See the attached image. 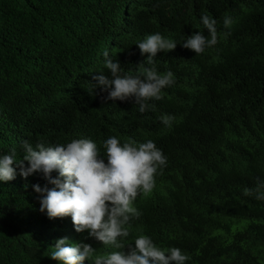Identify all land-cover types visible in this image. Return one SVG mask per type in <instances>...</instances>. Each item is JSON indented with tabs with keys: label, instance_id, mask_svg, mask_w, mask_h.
Wrapping results in <instances>:
<instances>
[{
	"label": "trees",
	"instance_id": "16d2710c",
	"mask_svg": "<svg viewBox=\"0 0 264 264\" xmlns=\"http://www.w3.org/2000/svg\"><path fill=\"white\" fill-rule=\"evenodd\" d=\"M205 14L217 21L218 43L195 55L182 40L209 36ZM155 33L177 42L154 58L175 81L149 101L155 110L140 113L134 97L105 100L99 88L90 95L92 76H110L105 51L127 74L147 59L135 43ZM163 115L174 117L171 128ZM112 136L152 140L167 157L153 191L134 202L141 215L125 244L143 234L181 249L186 264H264V201L243 195L264 186V0H0V155L16 148L22 158L24 140L89 138L103 156ZM35 184L53 187L19 168L0 181V264H59L49 255L63 237L97 254L116 250L78 233L71 216L49 219Z\"/></svg>",
	"mask_w": 264,
	"mask_h": 264
},
{
	"label": "clouds",
	"instance_id": "9594fccd",
	"mask_svg": "<svg viewBox=\"0 0 264 264\" xmlns=\"http://www.w3.org/2000/svg\"><path fill=\"white\" fill-rule=\"evenodd\" d=\"M201 19L209 36L199 31L182 40V46L194 51L195 55L203 54L218 43L217 21L206 14ZM232 24V18L226 15L224 27L230 28ZM135 44L142 56L147 54L146 61L142 62L143 57H139V62L136 64V59L127 74H122L120 63L114 62L105 51L104 67L110 76L103 73L92 76L95 83L87 90L93 96L97 94V88L107 92L105 100L125 101L134 97L139 112L144 113L155 110V105L149 101L162 100V90L175 82L171 71L157 72L154 58L160 52L173 51L177 42L155 33ZM159 119L171 128L174 117L163 115ZM102 146L103 156L97 143L89 138L56 145L40 140L35 147L24 140L22 158L17 159L16 148L0 155V181L13 180L17 168L24 178L41 172L53 187L33 185L34 191L40 194L39 210L46 211L49 219L71 216L78 233L86 232L102 245L116 249L97 254L91 244L82 241L66 246L68 238L63 237L56 241L55 250L49 255L59 264H84L86 260L89 264H186L190 257L181 249H162L147 235H138L133 240L134 246L124 243L130 235L127 225L141 215L134 202L139 195L146 197L153 191L155 176L166 166L167 157L152 140L137 143L128 139L121 143L112 136L104 140ZM103 157H106V163ZM54 171L58 176L53 177ZM262 187L258 184L255 188H245L243 195L264 201Z\"/></svg>",
	"mask_w": 264,
	"mask_h": 264
},
{
	"label": "bare ground",
	"instance_id": "6f19581e",
	"mask_svg": "<svg viewBox=\"0 0 264 264\" xmlns=\"http://www.w3.org/2000/svg\"><path fill=\"white\" fill-rule=\"evenodd\" d=\"M120 8V7H119Z\"/></svg>",
	"mask_w": 264,
	"mask_h": 264
}]
</instances>
